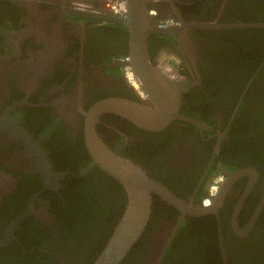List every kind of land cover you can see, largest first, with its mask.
Masks as SVG:
<instances>
[{
    "label": "flooded vegetation",
    "instance_id": "flooded-vegetation-1",
    "mask_svg": "<svg viewBox=\"0 0 264 264\" xmlns=\"http://www.w3.org/2000/svg\"><path fill=\"white\" fill-rule=\"evenodd\" d=\"M115 2L0 0V264H93L107 244L128 189L82 171L107 98L178 101L160 128L98 114L106 146L172 196L151 191L126 264H264V0H147L149 78L128 25L103 19Z\"/></svg>",
    "mask_w": 264,
    "mask_h": 264
},
{
    "label": "water",
    "instance_id": "water-1",
    "mask_svg": "<svg viewBox=\"0 0 264 264\" xmlns=\"http://www.w3.org/2000/svg\"><path fill=\"white\" fill-rule=\"evenodd\" d=\"M128 7H130V11H127V16L118 18V20L128 25L132 35L134 71L139 72L142 77L149 78L154 75L148 74V69L156 71L157 68L153 66L147 49L148 30L145 29L148 22L147 0H129ZM159 74L161 73L159 72ZM161 77L166 82L171 83L164 74H161ZM150 86V90L153 92L152 83ZM177 103V99H173L172 109L175 111L178 109ZM95 109L98 112L94 113L86 124V140L93 152L95 162L82 171L89 170L93 165L102 166L127 187L129 202L113 234L93 264H120L143 235L151 212V191H158L170 199L172 196L164 186L151 179L138 165L121 156L118 150L114 151L106 146L96 128V123L99 120L98 114L99 112L112 111L133 120L139 125L160 128L175 116V111L168 112L167 109L164 108L163 110L159 107L156 109L125 98L104 99ZM174 200L176 199L174 198ZM198 213L204 212L199 211Z\"/></svg>",
    "mask_w": 264,
    "mask_h": 264
},
{
    "label": "bare ground",
    "instance_id": "bare-ground-1",
    "mask_svg": "<svg viewBox=\"0 0 264 264\" xmlns=\"http://www.w3.org/2000/svg\"><path fill=\"white\" fill-rule=\"evenodd\" d=\"M98 4L99 5H101L100 4V2L98 1ZM107 5V4H106ZM113 7H115L117 10L118 9H121V11H122V13L121 14H119V15H124L125 13H126V5H125V3L122 1V0H119V1H116L115 2V5L114 6H112V7H108L109 9H111V8H113ZM116 13H118V11H115ZM116 14H114L113 16H115ZM136 83V82H135ZM138 84V83H137ZM140 91V90H139ZM179 116V115H178ZM184 116V115H183ZM182 201H183V199H182ZM185 201V200H184ZM177 205H178V203H177ZM196 205H198V204H196ZM191 208H193V207H191ZM184 218V217H183ZM165 226H167V225H165ZM165 230V229H164Z\"/></svg>",
    "mask_w": 264,
    "mask_h": 264
},
{
    "label": "built area",
    "instance_id": "built-area-1",
    "mask_svg": "<svg viewBox=\"0 0 264 264\" xmlns=\"http://www.w3.org/2000/svg\"><path fill=\"white\" fill-rule=\"evenodd\" d=\"M112 12H113V11H112ZM126 74H127V77H128L131 81L136 82V83L139 82V80L135 78V74H134V72L131 70V67H127V69H126Z\"/></svg>",
    "mask_w": 264,
    "mask_h": 264
},
{
    "label": "clouds",
    "instance_id": "clouds-1",
    "mask_svg": "<svg viewBox=\"0 0 264 264\" xmlns=\"http://www.w3.org/2000/svg\"><path fill=\"white\" fill-rule=\"evenodd\" d=\"M117 1H119V0H117ZM112 13L114 14V12H112ZM121 17H123V16H118V15L112 16V15H110L109 17H103V19L104 20H115L116 21V20H118V18H121ZM115 18H117V19H115Z\"/></svg>",
    "mask_w": 264,
    "mask_h": 264
},
{
    "label": "trees",
    "instance_id": "trees-1",
    "mask_svg": "<svg viewBox=\"0 0 264 264\" xmlns=\"http://www.w3.org/2000/svg\"><path fill=\"white\" fill-rule=\"evenodd\" d=\"M82 219H83V218H82ZM81 225H82V222H80V226H79V227H81ZM108 227H109V226H108ZM106 230H107V226H106V229L102 231L101 236H103V235H107ZM111 230H112V228H111ZM111 230H110V231H111ZM101 248H102V247H101ZM126 259H129V258H126ZM126 259H125V261H124L123 263H121V264H126Z\"/></svg>",
    "mask_w": 264,
    "mask_h": 264
},
{
    "label": "rangeland",
    "instance_id": "rangeland-1",
    "mask_svg": "<svg viewBox=\"0 0 264 264\" xmlns=\"http://www.w3.org/2000/svg\"><path fill=\"white\" fill-rule=\"evenodd\" d=\"M114 1H117V0H114Z\"/></svg>",
    "mask_w": 264,
    "mask_h": 264
}]
</instances>
